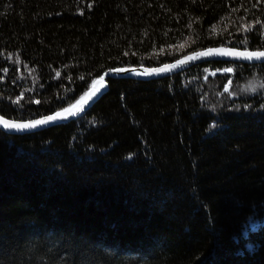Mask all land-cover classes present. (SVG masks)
Listing matches in <instances>:
<instances>
[{
  "label": "trees",
  "instance_id": "16d2710c",
  "mask_svg": "<svg viewBox=\"0 0 264 264\" xmlns=\"http://www.w3.org/2000/svg\"><path fill=\"white\" fill-rule=\"evenodd\" d=\"M217 45L264 49V0H0V114ZM0 264H264V63L114 79L68 124L0 131Z\"/></svg>",
  "mask_w": 264,
  "mask_h": 264
},
{
  "label": "water",
  "instance_id": "95a60500",
  "mask_svg": "<svg viewBox=\"0 0 264 264\" xmlns=\"http://www.w3.org/2000/svg\"><path fill=\"white\" fill-rule=\"evenodd\" d=\"M214 49L231 50L233 54L223 55V54L214 52L213 54L207 55V56L195 55V54L206 52L207 50H205V51H201L198 53L188 55V56L195 55V58L187 60L184 63H181V64L174 63V64L166 65L168 66L166 70H161V69H165V66L154 68V69L121 68V69H124V71H121V72L115 71L114 72L115 75H113V77L134 78L138 80H149V79H154L156 77L163 78V77L175 74L177 72H180L182 70H185L186 68H188L189 66L193 64L200 63V62H206V61H212V60H222V61L241 62V63H255V64L264 62V57L257 56V57H253L249 59L246 55L247 53L264 52V50H257V51L241 50V49L225 47V46L214 48ZM236 53H241V55H237ZM181 60H184V58ZM172 65H176V66L172 67ZM105 87L107 86L106 85L103 86L101 81H97L94 83L92 87L94 89L90 95L85 94L83 98L75 102V104H72L71 106L66 107L62 110H58L46 117L38 118L35 120L16 121V120H9L6 117L0 115V128L9 134H25V133H31V132H34L40 129L42 130L44 128H47L53 125L69 122L77 117H80L83 112L88 110L93 105V103L96 102V99H99L102 93H104L107 90V89H104ZM65 109H68V111L65 112L64 111ZM57 113H59V115H57ZM49 117H53V119L49 120L48 119ZM37 121H43V123H36Z\"/></svg>",
  "mask_w": 264,
  "mask_h": 264
},
{
  "label": "bare ground",
  "instance_id": "6f19581e",
  "mask_svg": "<svg viewBox=\"0 0 264 264\" xmlns=\"http://www.w3.org/2000/svg\"><path fill=\"white\" fill-rule=\"evenodd\" d=\"M220 45H217V46H208V47H204V48H202V49H199V50H194V51H191V52H187L186 54H184V55H182V56H180V57H178V58H176V59H174V60H171V61H169V62H166V63H163V64H160V65H155V66H150V65H124V66H121V65H119V66H115V67H106V68H104L103 70H101V72L99 73V74H97V75H94L88 82H86L87 84H86V86L84 87V93H82L80 96H79V98L84 94H87V95H90L91 93H92V91H93V89L94 88H92L93 87V85H94V83L95 82H97V81H101V83H102V85L103 86H107V87H105L104 89H109L110 88V82H111V80H114V79H127V78H116V77H113V75H115V71L114 70H116V69H121V68H130V69H137V68H148V69H154V68H159V67H163V66H166V65H169V64H174V63H176L177 61H179V60H181V59H183V58H185L186 56H188V55H191V54H194V53H198V52H201V51H205V50H208V49H214V48H218ZM225 47H231V48H236V49H241V50H248V49H242V48H237V47H233V46H225ZM250 50V49H249ZM257 50H264V49H254V50H251V51H257ZM212 61H222V60H212ZM211 61V62H212ZM222 62H230V61H222ZM235 63H241V62H235ZM262 63H264V62H262ZM243 64H255V63H243ZM256 64H260V63H256ZM183 71H185V70H182V71H180V72H183ZM111 72V75H109V73ZM180 72H177V73H175V74H178V73H180ZM7 73V72H6ZM174 74V75H175ZM169 76H172V75H169ZM158 77H156V78H154V80H156ZM130 79H132V80H137V81H148V80H138V79H134V78H130ZM149 80H151V79H149ZM153 80V79H152ZM99 88V87H98ZM103 89V90H104ZM103 96V95H102ZM101 98V97H100ZM96 103H98V101H96L95 103H93V105L95 106V104ZM75 104V103H74ZM92 105V106H93ZM69 106H71V105H69ZM69 106H67V107H69ZM91 106V107H92ZM90 107V108H91ZM66 108V107H65ZM89 108V109H90ZM64 109V108H63ZM88 109V110H89ZM87 110V111H88ZM58 111V110H57ZM86 111V112H87ZM56 112V111H55ZM52 113H54V112H52ZM51 113V114H52ZM1 115V114H0ZM6 118L7 119H9V120H16V121H31V120H35V119H38V118H35V119H27V120H21V119H15V118H10V117H7L6 116ZM73 120H75V119H73ZM72 121V120H71ZM70 122V121H69ZM69 122H65V123H61V124H57V125H53V126H50V127H47V128H52V127H54V126H58V125H64V124H68ZM47 128H44V129H47ZM44 129H42V130H44ZM0 130L2 131V132H4L5 134H7V135H24V134H9V133H6L5 131H3L1 128H0ZM41 129L40 130H37V131H34V133L35 132H40V131H42ZM25 134H27V133H25ZM48 158H51V157H48ZM48 162V164H52L53 162L52 161H47ZM16 174H18V175H15V174H13V175H15L14 176V178L12 179V183H13V187H17V189L18 188H28V189H35V187H36V184H34V183H30V181L29 180H26L25 179V177H23V176H21V172H15ZM46 178V177H45ZM37 181V183L39 184V185H41L39 182H38V180H36ZM45 181H47V178L45 179ZM49 181H51V178H50V180ZM47 184H48V182L47 183H45L44 184V186H47ZM4 188L6 189L7 187L6 186H4ZM47 188V187H46ZM44 192V191H43ZM42 191H40L39 190V195L40 196H42V194H44ZM129 245V244H128Z\"/></svg>",
  "mask_w": 264,
  "mask_h": 264
},
{
  "label": "rangeland",
  "instance_id": "374dc122",
  "mask_svg": "<svg viewBox=\"0 0 264 264\" xmlns=\"http://www.w3.org/2000/svg\"><path fill=\"white\" fill-rule=\"evenodd\" d=\"M223 46H227V45H220L219 47H223ZM208 62H211V61H206V62H200V63H196V64H193V65H191V66H189L188 68H186L185 70H187V69H189V68H191V67H193V66H196V65H201V64H203V63H208ZM25 64V62L22 60V61H18V64ZM28 67H29V65H27ZM174 74H172V76H173ZM167 77V76H166ZM127 79H130V78H127ZM157 79H159V78H157ZM152 80V79H151ZM154 80V79H153ZM109 91V89H107L104 93H102V95L104 96L107 92ZM100 96L101 98L103 97V96ZM83 96H84V94L79 98H77L75 101H73L70 105H72V104H74L75 102H77V101H79V100H81L82 98H83ZM101 98H99V99H96V101H99ZM63 109V108H62ZM62 109H60V110H62ZM87 111V110H86ZM86 111L85 112H83L82 113V115L83 114H85L86 113ZM52 113V112H51ZM51 113H49V114H46V115H43V116H40V117H38V118H42V117H46V116H48V115H50ZM81 115V116H82ZM80 116V117H81ZM5 117V116H4ZM77 118H79V117H77ZM77 118H75V119H77ZM73 121V120H72ZM71 122V121H70ZM1 131V130H0ZM2 132V131H1ZM31 133H34V132H31ZM27 134H30V133H27ZM47 146H45L44 144H41L40 145V151L42 150V149H44V148H51L52 147V143L51 144H46ZM39 148V147H38ZM27 149L26 148H22L21 150L20 149H16V153H21V152H25ZM53 152V151H52ZM45 153L47 154V153H49L48 151H45ZM56 154H54V153H52L51 154V156H55ZM5 165L7 166V167H5V169H2L1 168V171H4V172H6V171H8L10 174L12 173V171H14V170H17V168H15V167H12V163H5ZM7 168V169H6ZM34 168V172H36V171H40V170H43V169H41V168H38V167H36V166H34L33 167ZM39 169V170H38ZM29 175V173H27V174H25L24 175V177L25 178H28L27 176ZM2 182V181H1Z\"/></svg>",
  "mask_w": 264,
  "mask_h": 264
},
{
  "label": "snow or ice",
  "instance_id": "6c2138e0",
  "mask_svg": "<svg viewBox=\"0 0 264 264\" xmlns=\"http://www.w3.org/2000/svg\"><path fill=\"white\" fill-rule=\"evenodd\" d=\"M215 30V29H214ZM180 47H183V45H180ZM219 53V54H223V55H232L233 52L231 50H222V49H209L207 50L206 52H203V53H199V54H195V55H202V56H207V55H211L213 53ZM237 55H241V53H236ZM195 55L193 56H188V57H185L184 60H180V61H177L176 63L177 64H181V63H184L186 62L187 60H190V59H194L195 58ZM247 57L250 59V58H253V57H264V52H259V53H256V52H253V53H247L246 54ZM176 65H172V67H175ZM168 66H165V69H161V70H166ZM116 72H121V71H124V69H116L114 70ZM155 71V70H153ZM224 71L226 72H231L232 69H225ZM57 75H59V73H57ZM109 75H111V72L109 73ZM65 112L68 111V109H65L64 110ZM57 115H59V113H57ZM49 120L53 119V117H49L48 118ZM36 123H43V121H37ZM27 126V125H26Z\"/></svg>",
  "mask_w": 264,
  "mask_h": 264
}]
</instances>
